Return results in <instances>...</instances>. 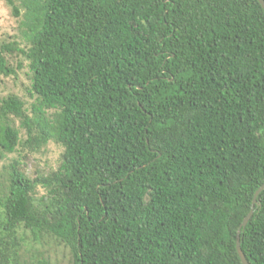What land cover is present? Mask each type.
<instances>
[{"label":"trees","instance_id":"trees-1","mask_svg":"<svg viewBox=\"0 0 264 264\" xmlns=\"http://www.w3.org/2000/svg\"><path fill=\"white\" fill-rule=\"evenodd\" d=\"M8 2L30 47L1 45L0 85L20 53L36 100L0 98V165L20 147L63 153L33 180L2 167L0 264H20V228L72 264H243L264 185L259 1ZM240 244L264 264V191Z\"/></svg>","mask_w":264,"mask_h":264},{"label":"rangeland","instance_id":"rangeland-1","mask_svg":"<svg viewBox=\"0 0 264 264\" xmlns=\"http://www.w3.org/2000/svg\"><path fill=\"white\" fill-rule=\"evenodd\" d=\"M15 6L23 9V0H11ZM22 18H16L12 13V6L8 0H0V47L3 44L18 45L24 51L30 47L28 39L21 25ZM9 65L15 74L3 78L0 85V98L16 96L24 103L27 110H31L36 97L31 93V73L29 62L20 53L7 55ZM25 140V135L22 134ZM62 147L50 142L38 152H31L28 148L20 147L16 153L7 157L0 165V173L3 166H9L12 162L20 161L22 170L33 180L39 175H48L56 171L60 165ZM44 194L43 189H38V196ZM20 247V264H38L39 259L46 260L48 264H72V255L69 249L54 237L42 236L38 239L28 231L18 230ZM13 264V263H12Z\"/></svg>","mask_w":264,"mask_h":264},{"label":"water","instance_id":"water-1","mask_svg":"<svg viewBox=\"0 0 264 264\" xmlns=\"http://www.w3.org/2000/svg\"><path fill=\"white\" fill-rule=\"evenodd\" d=\"M259 3L261 4V6L263 7L264 9V0H258ZM264 191V185L261 186V188L256 192L255 196H254V199H253V205H252V210L251 212L248 214V216L245 218V220L243 221V224L239 230V233H238V237H237V251H238V254H239V257L242 261L243 264H249V262L247 261L242 249H241V244H240V233H241V230L243 228H245L248 224V222L250 221V219L252 218L253 214H254V208L255 206L257 205V198L259 196V194Z\"/></svg>","mask_w":264,"mask_h":264}]
</instances>
